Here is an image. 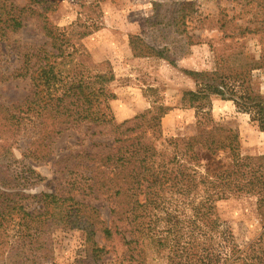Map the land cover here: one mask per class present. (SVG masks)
Returning a JSON list of instances; mask_svg holds the SVG:
<instances>
[{
	"label": "trees",
	"instance_id": "1",
	"mask_svg": "<svg viewBox=\"0 0 264 264\" xmlns=\"http://www.w3.org/2000/svg\"><path fill=\"white\" fill-rule=\"evenodd\" d=\"M31 1L38 7L0 0V83L29 81L21 102L0 104V148L22 141L25 157L53 158L62 183L56 191L33 196L0 188V259L30 264L48 257L51 233L61 227L82 232L93 263L104 262L109 243L118 240L122 261L132 264H147L148 249L167 264H264V231L242 247L234 226L217 209L221 200L253 197L264 223V163L244 157L238 133L215 122L205 105L211 95L231 99L264 131V94L249 78L257 62L232 75L218 67L188 71L207 78L183 95L197 107L196 132L159 145L167 108L153 105L118 122L110 106L116 97L109 88L113 70L84 64L88 54L73 40L75 28L47 19L55 0ZM33 14L41 20L46 40L18 44L14 34ZM90 32H79L77 39ZM131 47L134 55L144 56ZM147 49L163 57L155 46ZM11 54L20 59L12 69L7 63ZM76 129L83 131V139L76 137L74 147L63 153L56 150L61 135ZM25 172L29 176L35 170L26 166ZM29 197L35 206L24 201ZM103 202L108 220L101 213ZM98 234L106 243L96 239Z\"/></svg>",
	"mask_w": 264,
	"mask_h": 264
},
{
	"label": "rangeland",
	"instance_id": "2",
	"mask_svg": "<svg viewBox=\"0 0 264 264\" xmlns=\"http://www.w3.org/2000/svg\"><path fill=\"white\" fill-rule=\"evenodd\" d=\"M12 1L18 6L36 4L30 0ZM155 3L158 2L55 0L52 4L55 10L47 14V19L59 27L75 28L72 38L80 41L88 54L84 64L97 70H113L115 78L109 88L116 97L110 100V106L118 122L131 119L153 105L167 108L161 118L162 138L158 141L161 145L166 138L190 136L196 132L197 107L189 106V96L183 95L196 90L207 78L188 71H214L218 67L221 72L232 75L257 62L249 78L252 87L264 94V59L261 60L264 56V0H173L160 2L156 7ZM222 24L224 27L220 28ZM84 30L91 32L77 39L78 33ZM14 37L18 44L39 45L46 40L42 22L35 14ZM130 40V47L133 46L135 52H143L144 56L130 55L127 48ZM148 45L159 49L156 52L165 58L149 51ZM163 48L166 50L162 51ZM188 55L191 60L183 61ZM7 61L10 69L20 63L15 54L8 56ZM28 93L27 79L0 83V104L21 102ZM205 105L210 107L215 122L232 127L238 133L239 150L244 157L264 163V131L248 113L238 111L233 100L219 95H211ZM79 130L61 135L56 150L63 153L67 146L74 147L76 137L83 139L84 136ZM23 152L22 141L10 149L0 148V170H4L0 172V183H4L0 188L29 196L56 191L62 179L56 178L54 159L36 161L25 157ZM26 166L35 173L23 175ZM24 201L32 206L36 204L32 197ZM103 204L101 213L108 220L109 208L105 202ZM217 209L221 218L234 226L242 247L264 231L253 197L221 200ZM51 235L48 257L30 264H132L122 261L118 240L109 243L111 251L104 255V262L93 263L81 231L58 227ZM96 239L106 243L99 234ZM0 264H10V261L0 259ZM147 264L167 262L156 250L148 249Z\"/></svg>",
	"mask_w": 264,
	"mask_h": 264
},
{
	"label": "crops",
	"instance_id": "3",
	"mask_svg": "<svg viewBox=\"0 0 264 264\" xmlns=\"http://www.w3.org/2000/svg\"><path fill=\"white\" fill-rule=\"evenodd\" d=\"M149 1H155V2H166V1H173V0H149ZM180 1H183V0H180ZM127 48H128V51L130 52V55L131 56H134V53H133V50H132V47H130V43H127ZM191 55V54H190ZM191 60V56L188 55V58L187 60H183V61H190ZM187 68V67H186ZM189 69H192V67H188Z\"/></svg>",
	"mask_w": 264,
	"mask_h": 264
}]
</instances>
